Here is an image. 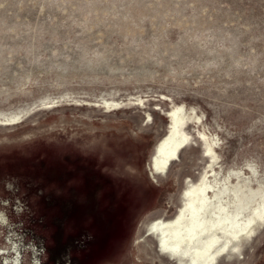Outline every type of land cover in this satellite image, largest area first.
Instances as JSON below:
<instances>
[{"label":"rangeland","instance_id":"1","mask_svg":"<svg viewBox=\"0 0 264 264\" xmlns=\"http://www.w3.org/2000/svg\"><path fill=\"white\" fill-rule=\"evenodd\" d=\"M0 193L22 264H264V0H0Z\"/></svg>","mask_w":264,"mask_h":264},{"label":"bare ground","instance_id":"2","mask_svg":"<svg viewBox=\"0 0 264 264\" xmlns=\"http://www.w3.org/2000/svg\"><path fill=\"white\" fill-rule=\"evenodd\" d=\"M207 63V62H206ZM205 64V63H204ZM209 65V64H208ZM207 69V68H206ZM201 70V69H200ZM174 72V71H173ZM171 74V73H170ZM176 75L178 73H175ZM134 75V74H133ZM178 76V75H177ZM173 77V76H172ZM173 80H175L173 78ZM88 131V130H87ZM45 133V132H44ZM30 135V134H29ZM32 135V134H31ZM28 136V135H26ZM33 136L34 135L33 133ZM19 137V136H18ZM16 137V138H18ZM12 138V137H11ZM11 138H9V140H11ZM15 138V137H14ZM23 138V137H22ZM25 138V136H24ZM126 138V137H125ZM19 139V138H18ZM21 139V138H20ZM6 143L8 144V142L6 141ZM15 143H18L15 141ZM137 151V150H136ZM103 168V167H102ZM249 168V172L252 174V176L256 177L257 176V172L256 169L251 166L248 165ZM247 168V169H248ZM228 178L229 176H234L237 179H239V177L244 175V172L241 170H231L230 172H228ZM10 175V174H9ZM14 176V174H13ZM27 180V179H26ZM25 184V183H24ZM214 186L212 184H210L209 181L206 182L205 186L202 188V206L200 211L198 212H194L192 214H190L191 220H192V225L190 227V232H192V230H197L200 227H204L206 226L208 223H216V224H220L222 226H225L227 229L232 230V231H239L243 225H244V221L242 220L243 217V212L249 208V203L250 200L248 198V196H246L245 194H243V191L241 189H239L236 193H234V197H235V203L233 206H231V209H229V207H225L224 204H222L220 202V198H221V194H217L214 193L215 189V185L217 183H213ZM30 185V184H29ZM226 186L224 185V188ZM241 190V191H240ZM213 192V197L210 198L209 197V192ZM216 192V191H215ZM220 193V192H219ZM1 194V193H0ZM8 195V194H7ZM25 198V197H24ZM27 198V197H26ZM37 198V197H36ZM248 201V203H247ZM252 201V198H251ZM233 204V202H232ZM227 205V204H226ZM32 206V205H31ZM32 210V209H31ZM90 211V210H89ZM144 211V210H143ZM87 212V211H86ZM253 212H255V209H253ZM29 213V212H28ZM32 215V214H31ZM30 217V216H29ZM42 218V217H41ZM138 218V217H137ZM35 220V219H34ZM40 220V218H39ZM134 220V219H133ZM41 221V220H40ZM39 221V222H40ZM7 222V218L5 216V213L3 211H0V233L1 231V226L5 225ZM47 225V224H46ZM36 226V225H35ZM65 227V226H64ZM67 227V226H66ZM41 228V227H40ZM133 228V227H132ZM30 229V228H29ZM43 229V228H42ZM51 230V229H50ZM69 231V229H68ZM20 232V231H19ZM28 232V231H27ZM46 233V232H45ZM34 235V234H33ZM36 235V234H35ZM39 235V234H38ZM42 235V234H40ZM28 236V235H27ZM49 236V235H48ZM46 237V236H45ZM38 238V237H36ZM27 239V238H26ZM30 239V238H29ZM32 239V238H31ZM63 240V239H62ZM44 242V241H43ZM2 243V244H1ZM39 243V242H38ZM42 243V242H41ZM1 245L4 246H0V256L6 254V256H3V259H1V262H3L4 260V264H22V257L18 248V244L11 238H7V244L3 243L0 241ZM9 244V245H8ZM45 244V243H44ZM37 245V244H36ZM39 246V245H38ZM43 247V246H42ZM125 252V251H124ZM10 253V254H9ZM32 252L29 251V261L27 262V264H40V258L38 256L32 255ZM46 253V252H45ZM77 253V252H76ZM70 254V253H68ZM78 254V253H77ZM75 254V255H77ZM32 255V256H31ZM125 256V255H124ZM61 258V257H60ZM68 258V257H67ZM65 259V258H64ZM124 259V257H123ZM58 261V260H57ZM65 261V260H64ZM123 260H121L120 263H122ZM74 264V263H73Z\"/></svg>","mask_w":264,"mask_h":264},{"label":"water","instance_id":"3","mask_svg":"<svg viewBox=\"0 0 264 264\" xmlns=\"http://www.w3.org/2000/svg\"><path fill=\"white\" fill-rule=\"evenodd\" d=\"M195 136H196V135H195ZM195 139L198 141V138H197V137H195ZM186 143H188V142H184L183 144H181V146H180L179 148L185 146ZM172 158H173V157H172ZM173 159L176 160V161H178V159H179V158H178V154H176V155L174 156ZM170 162H172V160H170V161L167 163L166 168H167V166L170 164Z\"/></svg>","mask_w":264,"mask_h":264}]
</instances>
